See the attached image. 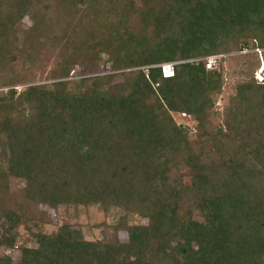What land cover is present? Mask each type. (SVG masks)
<instances>
[{
	"label": "trees",
	"instance_id": "trees-1",
	"mask_svg": "<svg viewBox=\"0 0 264 264\" xmlns=\"http://www.w3.org/2000/svg\"><path fill=\"white\" fill-rule=\"evenodd\" d=\"M48 1L0 0V65L15 58L20 32L37 36L38 46L68 51L51 87L0 85V184L20 179L27 200L52 209L121 208L116 231H126L128 242L88 241L66 225L38 233L19 264H264V83L254 76L240 84L225 119L255 154L211 159L213 150L196 149L189 127L173 117L197 121L215 153L222 138L231 140L211 122L223 73L200 59L264 36V0H52L62 7L52 15L59 27L73 24L56 33ZM26 16L30 26L20 28ZM134 18L138 33L129 27ZM85 53L108 56L118 72L83 79L92 86L73 90L64 79ZM167 62H178L170 77L159 67ZM120 75L124 83L114 92L105 81ZM3 85L13 88L3 93ZM181 204L200 210L203 220L181 214ZM130 214L147 225H129ZM21 220L14 209L0 213V247L15 246ZM0 264L13 263L0 255Z\"/></svg>",
	"mask_w": 264,
	"mask_h": 264
},
{
	"label": "rangeland",
	"instance_id": "rangeland-1",
	"mask_svg": "<svg viewBox=\"0 0 264 264\" xmlns=\"http://www.w3.org/2000/svg\"><path fill=\"white\" fill-rule=\"evenodd\" d=\"M53 6V12L46 17L49 25H53L55 33L62 27H73L70 22H63L59 27V22L56 18H52L56 12L62 11L61 6H56L52 0L48 1ZM28 17L23 19V27H29ZM27 24V25H25ZM56 26V27H55ZM135 33L140 29V23L137 18H134L129 24ZM36 37L24 36L23 32L17 35L15 44L13 46L14 59L2 63L0 65V85L5 81H15L13 87H17L18 91L25 90L30 85H45L52 86L58 82L59 63L64 54L68 53L67 49L61 44L43 43L38 46ZM31 43H35L30 47ZM249 46L245 54L240 53V49H233L227 54L232 55L222 60L219 66L223 73L224 83L222 90L219 94L215 95V107L213 109L214 116L211 118L212 128L220 126L221 129L230 138H222L224 145L218 144L222 147L219 154L215 153L216 144L213 147L211 139L204 135V131L200 132L198 123L192 117L184 114H174L173 117L178 124L186 125L189 127V135L192 145L200 150L202 147L213 150L214 158H222L234 151H246L255 154L253 146L249 145L247 137H236L228 131L225 119L229 115L230 107L234 97L237 95V87L249 81H253L256 69L264 64V36L249 37ZM263 45H262V44ZM258 47L261 54L254 52ZM33 53V58L30 60L27 56L28 53ZM127 55V53H125ZM26 56V58H24ZM71 75L68 79H64L70 83V88L78 90L80 88H90L92 83L90 80L81 81L86 78H93L95 76L112 75L118 71L113 70L112 62L108 56H102L98 60H94L91 54H83L71 67ZM134 69H131L132 71ZM123 71V70H122ZM119 71V72H122ZM127 71V70H125ZM129 72V71H128ZM8 76L11 79H8ZM125 77L123 75L109 77L106 79V84L112 87V90L121 89ZM2 87V86H1ZM12 86L3 85V93L6 90L13 88ZM260 120V119H259ZM262 128V127H261ZM210 131H213L212 129ZM198 134H201L200 142L198 141ZM251 139L256 138V134L250 136ZM209 140V141H208ZM207 141V144L206 142ZM196 142V143H195ZM221 143V142H220ZM200 145V146H198ZM256 144H254V147ZM222 154V156L220 155ZM254 160V159H253ZM185 184L189 185L191 179L189 176L184 177ZM25 183L20 179L10 177L5 183L0 184V213L7 212L8 210H16L21 214L22 220L20 224L13 229L12 233L15 234V246L13 248L0 247V255L10 257L13 264H19L21 259V250L25 247H36L37 234L52 235L59 231L62 226H69L72 230L79 232L84 239L88 241H103L105 243L114 242L116 239L122 243L128 242V233L124 230L116 231V226L123 210L121 208L112 207L109 210L103 209L99 205H61L57 209H52L47 205H37L35 202L27 200L23 193ZM180 213L187 215L192 212L193 218L203 220L200 210H193L189 204L180 205ZM5 219H1L4 222ZM129 225H147L148 220L138 214H130ZM10 226V225H9Z\"/></svg>",
	"mask_w": 264,
	"mask_h": 264
},
{
	"label": "built area",
	"instance_id": "built-area-1",
	"mask_svg": "<svg viewBox=\"0 0 264 264\" xmlns=\"http://www.w3.org/2000/svg\"><path fill=\"white\" fill-rule=\"evenodd\" d=\"M246 52H247V47L242 48V50L240 51V53H242V54H245ZM254 52L261 54L260 49L258 47H256L254 49ZM229 56H232V55L225 54V53L215 54V55L207 56V57L202 58L200 60H203L206 62L205 65H206V68L208 70H215V69H218L220 62ZM177 64H178V62H167V63H163V64L159 65V67H161V69H162L163 76H165V77L172 76L174 74V67ZM255 79H256L257 83H264V64L260 65L256 69Z\"/></svg>",
	"mask_w": 264,
	"mask_h": 264
}]
</instances>
